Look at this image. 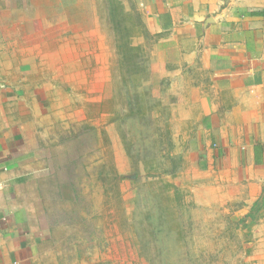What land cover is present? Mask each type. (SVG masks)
I'll use <instances>...</instances> for the list:
<instances>
[{"label": "rangeland", "instance_id": "1", "mask_svg": "<svg viewBox=\"0 0 264 264\" xmlns=\"http://www.w3.org/2000/svg\"><path fill=\"white\" fill-rule=\"evenodd\" d=\"M19 1L0 8L6 80L27 84L28 94L41 90L51 115L36 127L39 161L23 192L44 230L30 264H245L256 209L245 213L242 201L187 159L196 132L178 109L186 92L170 88L176 68L162 59L135 1L84 0L89 24L55 23V8ZM82 26L88 42L76 36ZM62 40L89 49L79 55L89 85L77 84L75 54L51 53ZM132 69L149 79L157 72L145 124L121 105Z\"/></svg>", "mask_w": 264, "mask_h": 264}, {"label": "crops", "instance_id": "2", "mask_svg": "<svg viewBox=\"0 0 264 264\" xmlns=\"http://www.w3.org/2000/svg\"><path fill=\"white\" fill-rule=\"evenodd\" d=\"M51 1L28 3L55 8V23H90L84 0ZM134 1L159 37L162 59L176 68L170 88L186 92L178 109L196 132L190 164L214 176L230 198L242 201L245 213L261 203L247 228L245 264H264V0ZM66 6L76 13L64 14ZM0 8L6 12V0ZM0 22L5 25L6 18ZM81 30L77 38L88 42L89 28ZM78 45L77 40L71 49L62 40L51 53L77 56L75 69L82 74L77 84L84 87L90 68L79 55L89 49L77 51ZM5 56L6 46H0V264H30L44 230L23 192L39 161L37 128L51 117L44 110L49 97L37 89L28 94L27 84L6 80Z\"/></svg>", "mask_w": 264, "mask_h": 264}, {"label": "trees", "instance_id": "3", "mask_svg": "<svg viewBox=\"0 0 264 264\" xmlns=\"http://www.w3.org/2000/svg\"><path fill=\"white\" fill-rule=\"evenodd\" d=\"M130 71V75L124 77L123 85L120 89V95L123 101L121 105L127 111L126 115L133 120L135 117L139 122L145 124V121L152 116L153 109L148 103L147 89L148 84L151 82V78L157 77V72L151 73L153 77L142 78L141 73L138 71ZM131 154V151H130ZM256 210L260 209L261 203L256 202L253 206Z\"/></svg>", "mask_w": 264, "mask_h": 264}]
</instances>
